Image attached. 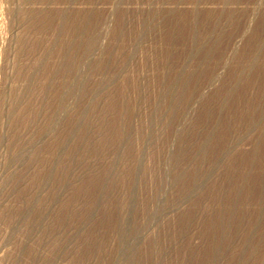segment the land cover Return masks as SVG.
Listing matches in <instances>:
<instances>
[{
    "label": "bare ground",
    "instance_id": "obj_1",
    "mask_svg": "<svg viewBox=\"0 0 264 264\" xmlns=\"http://www.w3.org/2000/svg\"><path fill=\"white\" fill-rule=\"evenodd\" d=\"M223 1L226 3L227 1L230 2L231 0ZM199 6H195L193 9L190 10H186L187 8H175L174 10L172 9L171 11L165 12L159 11L158 7L155 8L152 6L154 9H150L151 7H149L150 10H148L147 8L148 11L146 10V12H143L144 14L139 12L141 13V19L139 24L140 26H138L140 27L139 33L134 31L135 34L137 33V35H135L134 33L131 34L129 33L130 30H126L127 28L123 29V31L121 30V32H123L122 36H124V39L122 40V36L121 39H119V41H122V47H120L119 49V46H117L120 51L117 48L116 49L118 51H111V54L107 51L110 54L109 57L106 58L107 63L105 62L104 66L99 65L100 72H98V70L96 69L97 74H100L102 72L103 75L101 74L102 76L98 77L100 79L99 82L96 81L97 79L95 78V81L97 82L96 84L94 82L95 85L91 83V85H93V88L91 89L93 90L92 93L94 96L93 97L90 94L93 97L91 99L95 101V97L99 96L100 94L105 95V98H103L101 95V97L99 96L100 99H104V102L101 101L103 99L100 100V102H102L101 109L100 107H97L100 104L99 101H95L97 105L95 109H100L98 114L96 115L98 109L96 111L94 109L91 110L92 112L95 111L94 114L97 118H94V120H96V128L92 126L96 130L94 129V131L92 128H90L89 130L87 128L85 123H87L88 120L90 121V119H88V117V120H86L85 114V118H82L81 114L85 112V108L82 106V108H84V110L82 111V109L79 107L82 112L79 113V117H77L75 121H73L72 118V121L68 122L69 126L67 125V129H65L66 126H64L65 130L62 129L63 132H61L62 130L57 131L53 135L55 139V142L53 139L54 144H51V146L44 145V141L41 140L44 144L39 146L38 148L36 147L35 151H32V148L35 147L34 144L36 145L37 142H41H36L38 138L40 139V136H38L37 134H40L42 132L41 130H43L45 126L47 127L48 122H50L51 120L50 118L55 115L52 114L51 116L49 109L50 106L52 108H54V106L57 108V106H61L62 104V99L59 98V96H61L62 94L60 95L61 92L59 91L60 88L58 87V83L62 78L61 75L63 74L62 70V74L60 75L59 68L63 63L59 66V61H66H63V59L65 58L61 59L62 57H65L62 56V50L67 48L70 49L69 52H71V49L74 48L72 41H77L76 38L81 37L79 38L80 40H78L81 42V40H83L82 37L84 34L82 36H80V34H82L81 32L83 30L85 31V29L87 28L82 29L84 28L85 23L83 24L82 21L80 22L78 19H75L76 21H79H77L78 23L74 21L76 24L72 22H66V24H64L62 22L60 23V20L55 22L52 20L55 18V14H53L55 16L52 15L54 18L47 20L48 18H51V14L49 11H46L44 9L39 11L33 9L31 11H18L19 13L17 14L15 12L16 17H23V19H30V21L27 20L26 22L24 21L23 24L21 23L23 26L21 31L23 30V32L21 33L20 38L19 36H16L19 38H16L18 39L16 40L17 45H14V47L16 46V52H14V54L16 55L14 59L15 62L13 63H15L14 67L16 71L11 77L9 76L10 78H12V80H10L11 82L9 84L7 83L8 85L6 87V93L4 94L5 96L4 103L2 106V112L0 114V165H4L3 169L0 170V220L6 223L7 226H12V232L10 233H12L11 236L13 240L15 237L19 236L18 234H20V232H24L22 229H26V231H29L31 236L32 233L38 232L39 230L46 228L47 226H49L47 225V220L49 218L51 219V222L50 228L47 227L48 229H52L54 226L56 227L57 224L59 225L60 223H66V218H70L71 220H76L77 218L75 222L78 221L81 223L84 222V224H89L91 223L90 220H93V211H95L97 206L100 207L101 205H98L97 198H108V191L106 190L105 186L107 182L113 178L111 177L110 179V176L118 170H116V168H118L119 166H115L116 168H110V162L113 163V159L111 158V156L110 159L112 160H110L107 164L109 167V171L105 172V170L104 172L106 174L102 178L98 176L100 179L97 180L93 176L88 178H84V176H78L79 187L75 189L69 196V198L64 202L65 205L62 202L64 197H59L61 191H63V189L65 188L67 180H69L68 177L71 174L75 173V165H65L63 171L61 170L63 180L59 181V183L57 182V176L55 175H58L57 173L59 172L60 168L62 169L61 164L63 162L61 161L66 160V158L70 155V152L72 151L71 149H75L76 146L78 147L79 142L84 139V141L86 140L88 143L90 139H92V143H95V145L92 147V150L94 151L91 150L90 153L88 152L90 154H88V156L96 155L98 157L99 154H101L102 156H108V158L110 154H113V152H121L123 148H127L128 145L126 146V142L127 144H130L132 141H134L133 139H136V143L137 141L139 142V140H142L145 144H153V140H155V136L157 135H154V133H158L159 129L160 132H164V130H166L172 125V121L175 115H177V113H179L178 116L183 117L181 113H184L185 116L186 111H188V109L190 108L188 107V109H186L188 104L190 106V103L193 99L198 100L202 97L203 92L206 90L205 88L202 92V89L200 88L199 84L202 81H206L208 82V84H213L215 81L218 82V78H220L219 73H217L214 68L216 66L218 67L219 65H221L222 68V64H226L223 60L226 55H224V52L226 53V51L223 52L221 49V43L223 42V38L225 37L224 29L226 28V23L223 24L224 22L222 18H225L227 22L231 24L235 21V14H237V11L233 10V8L229 9L226 6H224V8L220 7L221 9L219 10H214L212 9V7L210 9V7L207 6L209 9H204L205 11H202L204 7L201 9ZM200 12H204L203 16L206 19L205 25L201 24V22L198 21V17H200ZM64 15L61 14L62 17ZM126 16L128 15L126 14ZM86 19H88L87 16ZM124 24L125 23L121 25ZM18 25L20 24H17V27ZM241 26L243 27L244 25ZM259 27L261 26L259 25ZM120 28L124 27L120 26ZM132 30L138 31L137 27L136 29L134 28ZM63 31H71L70 33L73 32L74 34H76V38L72 37L74 35L71 36L69 34L72 37L70 38L73 39L70 42L71 39L68 38L69 32H67L66 34V32L64 33ZM156 31H159V33L156 34ZM86 32L87 31H85V33ZM63 33L66 35L64 36ZM233 34L235 36V33ZM115 35L116 39H113V42L117 40L118 35ZM119 35H121V33ZM66 36L68 37L65 38ZM226 38L228 39V37ZM229 39L231 40V38ZM85 41L87 42L89 41V39L85 38ZM85 41L84 43H86ZM145 42L150 43V47H148L149 50L147 51L148 55L146 57H149V60L151 58L153 63L152 65H154V67L157 66V69H155L154 71L151 69L153 71L151 77L152 84H150V88L147 84L148 90L145 88L143 91L141 81H143L144 79H141L143 76H141L140 78V73H142L141 71L143 69L141 71L133 70L132 68L129 70L128 67H134V61H138L139 59L138 58L135 60V58L137 57L136 55L139 51H142L144 48L148 49L144 46ZM251 42V46L248 45V48L250 49L249 56H247L244 60L240 62L237 60H240L241 56L240 59L237 58L235 63H239L237 65L235 64V68L234 66H232L235 69H233V72L228 71L230 72V75L229 73H227L229 77L227 79L225 78L226 82H224V86L222 85L221 87H218L215 91L212 92L211 96H208L209 98L211 97V101L210 99H207L208 97L206 98V101L208 100L210 102L205 103V105H208L205 107V109L202 108L204 111L202 112L201 110L202 114L200 113L198 123L201 125V120H203L205 116L206 118H211V120L213 119L214 121H212L211 124H207L208 126L204 127L202 133L199 132L201 134V136H199L200 139L198 137H195L199 140L197 139L193 142L194 144L192 143L193 149L191 148L190 152L188 151L189 153L184 152L185 159L182 161V165H195V167L192 169L194 170L195 175L191 180L189 186L186 187L188 188V193H197L198 190H202V188H204V183H206L205 180L209 181L210 179H212V177L210 178V175H212V172H214V169H216L217 165H220L222 167L220 168L223 169L221 170V172L217 170V172L221 173L222 179L220 178V181L222 183L219 181L221 183H219V189L217 188L218 185L216 184L217 189L215 190L217 191H214L216 192V194H214L213 197L215 199H211L214 202L210 201V210H208L210 211V213L208 212L210 214V219H212V222L210 223H214L216 226H218L219 229L218 236L211 238V245L209 247L211 249L207 250L209 251V256L207 260L208 264H220L222 262V258H225L223 257L225 256L223 251H227L228 249L229 251L230 249L232 250V254H230L228 258L230 260V264H259L263 263L262 261L264 260V25L262 26L260 32L257 33L254 40ZM117 44H120V42ZM76 47L73 50H76ZM222 48L224 50V47ZM112 49L114 50V47L110 50ZM72 53L70 55H72ZM108 53L106 54L107 56ZM67 57L71 58V56L69 55ZM143 58L139 59V62L140 60H143ZM67 59L69 61V58ZM71 60L72 62H74L73 64H75V61L73 59ZM66 62H64V64H66ZM72 62L70 64H72ZM62 67H64L65 69V65H63ZM71 67L70 69L67 67V69L70 70V73H72L71 69L74 70V68ZM144 67H146V64L145 66H143V68ZM146 69L148 70L147 67ZM93 72H91V74ZM69 74H66V76ZM94 75L96 74L94 73ZM8 79L7 81L9 82ZM210 86L206 85V87ZM131 88L133 90V93L130 91ZM139 89L141 90V92L138 91ZM88 90H90V87ZM88 97L90 96L88 95ZM146 101H149V103L152 104V109L150 110V112L148 111L152 114H150L151 116H148L149 118L147 117L145 119L142 117L143 112H140L141 114L138 112L141 110H138V106L142 102L144 103ZM87 103H90L91 105L93 104L91 103V100ZM193 105H195L194 102ZM62 106H64V108L66 109V106L64 104H62ZM90 109L92 108L90 107ZM91 114L93 113H90L89 115ZM90 117L92 118L93 116ZM153 119L155 120L154 123L152 122ZM232 119L233 121H231ZM83 120H85V122ZM53 123L55 122L53 121ZM186 123L188 122H185V124ZM151 126L154 128H152ZM91 129L92 131H94L91 132L92 135H90ZM78 130L80 131V137L75 136V134H77L76 131ZM46 132L47 131H45L44 134ZM34 136H38V138L35 137L37 139L33 141ZM132 136L136 138L132 139ZM75 137L77 138L76 140ZM142 141L141 144H143ZM92 143L89 144L92 145ZM84 144H86V142ZM82 145L83 144H81L80 147ZM140 148L141 147L137 148L138 151L133 150L134 152L137 151L136 154L133 152V155H137L136 158L135 156H132L129 152V154L127 155H130L131 158L134 159V161H138L143 151H141ZM132 149H134L133 145ZM127 151L128 150H126L125 152ZM47 154L48 156L51 155V157L52 155H54L53 161H50L51 163L48 162L49 164H47L48 158L45 159V156L47 157ZM72 158L73 157H70V159ZM90 158L91 157H89V159ZM102 159H105V157H103ZM102 159L100 160L102 161ZM140 159L143 160L144 157ZM73 161L75 162V159H73ZM119 161L117 160L118 164ZM74 162L71 163L73 164ZM115 162L116 161H114V163ZM135 163L136 162H134V164ZM138 163L140 164V162ZM139 164L138 168L140 167ZM47 165H50L49 168ZM104 166L106 165H103L102 167ZM16 167L19 168V171H17L18 173L13 174L12 169ZM102 167L101 170L104 168L106 169V167ZM187 167L189 166H186V168ZM134 169H137V166ZM132 172L131 174H133ZM220 173L216 174L220 175ZM216 174L214 176H216ZM134 175L135 172L132 176ZM115 177L113 178V180L116 179ZM191 177L192 176H190V178ZM129 179L127 180L129 181ZM135 179L137 180L138 178ZM215 181L218 182V180ZM189 182L190 181L188 179L187 183ZM202 182L204 183L202 184ZM132 183L133 182H130V187L127 185L129 189L128 192H126L125 194L129 193L131 195L135 193V189L132 186ZM187 183L185 184L187 185ZM85 195H88V198L84 199V201L82 199L83 196L85 197ZM186 195L185 197H187ZM209 195L212 197L211 193ZM129 197L128 195H125V197L120 200V204L123 206V208L129 207V205L133 203L132 199ZM59 199L62 200L60 201ZM59 201L60 203L62 202L61 204L65 206V209H62L63 211L57 210L58 212H53V210L51 209L52 205L49 208V203L57 204L59 203ZM192 204H194L193 208L192 210H189V212L195 211V207H197L199 204L201 205L200 201L197 200L194 203L192 202ZM76 206L80 207V209L75 208ZM103 213L108 214L109 212H107L106 209ZM108 216L112 218V221L110 220L112 223L111 226H113L114 228L117 227L116 231L118 230L120 232L119 233L117 231L118 234H120L118 239L120 241V245L125 246L123 244H125L126 241L124 240L123 236L124 232L127 231L129 224H127V221L124 218L116 219L110 214ZM94 221L95 220H93V222ZM102 222V220L98 223L94 222L95 224L92 223L93 225H91L92 227L90 228L87 226L89 230L91 229V233L90 231L89 233H87L89 239V236H93L96 233V227L99 226V224H101ZM108 225H110L109 221ZM80 226L76 225V227H74L75 230H67L68 232H66V234L64 233L65 235L63 234V237L61 238H53V243L51 242L52 247L54 249H52L53 252H59L63 248L64 243L67 240L75 239L76 237H78V234L81 233V230L85 229L83 226V228L81 229ZM93 232L95 233L92 234ZM33 235H35V233ZM11 241L12 240H10V242ZM26 241H21L20 239L19 242L17 241V243H14L16 244V247L14 248L16 253L14 254L15 258H13L12 256V260L20 259L19 254L22 253V250H24L26 243L29 242ZM40 241L41 240H39V243ZM1 243L3 244V242H0V246H2ZM11 243H9V245ZM85 245L86 248L84 252L86 253V255H91L92 251L95 252L94 250H96V248H93L96 246L99 249L98 252L101 250L103 251V248L107 247L105 244H98V242L95 243L92 241L90 242V245L89 243ZM4 247L5 246L3 245V248ZM117 248L121 249V246ZM116 250L118 251V249ZM4 252H6V250ZM132 252L133 250L129 253H125V257L123 256V253L117 252L118 256L114 258L116 264H128L130 261L133 260L134 256L132 257ZM5 255L6 254H4V256ZM34 257H36V255ZM14 262L12 263L16 264ZM20 262H18V264H20Z\"/></svg>",
    "mask_w": 264,
    "mask_h": 264
},
{
    "label": "rangeland",
    "instance_id": "obj_2",
    "mask_svg": "<svg viewBox=\"0 0 264 264\" xmlns=\"http://www.w3.org/2000/svg\"><path fill=\"white\" fill-rule=\"evenodd\" d=\"M197 1L196 0H0V114L2 112V106L4 103V96H5L4 94L6 93V87L11 82L10 80H12V78H10V77L16 71V69L14 67L15 63H13V62H15L14 59H15V55H16V54H14V52H16L15 51L16 46L14 47V45L15 44L17 45L16 40H18L20 38V35L23 32V30L21 31V29L23 28L22 24L24 23V21L25 22L27 20L30 21V19H25V18L23 19V17H20L21 18L20 19L19 17H16L17 13L22 12L24 10L25 11L26 10L31 11L33 9V10L39 11V10L44 9L46 11H49L51 14L50 15L51 18H48L47 20L54 18L53 16L56 15L55 18L52 19L55 22L60 20L59 21L60 23L62 22L64 24H66V22H68V23L72 22V23L76 24L79 21L80 22L82 21L83 24L85 23L84 28H82V29H85V28L88 29V30L85 29V31H87L88 33L87 32L85 33L84 30H83L84 32L83 31L81 32L82 34H80V36H82L84 34L82 37L83 40H81V42L78 41V40H80L79 38H81V37L76 38V34H74L73 32L70 33L71 31H65L66 34H67V32H69L68 35L69 34L71 36L74 35L72 37L77 39V41L71 39L72 37L70 35H69V37L68 36L65 37V38L68 37L69 39H71L70 42L73 40L72 41L73 47L74 48L76 46L77 47H76V50H73L74 48H72L71 52H69L70 49H67V48L62 50V53H63L62 56H65V57H62L61 59L65 58V59H63V61L64 60L68 61L67 58H69V61H68L69 63L64 61V62H66V64H64V62H60L61 60L59 61V66L63 63L59 67L60 68V75L62 74L61 72L63 70V74L61 75L62 78L60 77L61 80L58 83L59 84L58 87L60 88L59 91L61 92L60 95L62 94L61 96H59V98L62 99L61 103L66 106V109L64 108V106H62V104H61V106L59 105L60 107L57 106V108L55 106H54V108H52L50 106V108H49L50 114H51V116H52V114L53 115L55 114L54 115L55 117L52 116V118H50L51 120H50V122H48L47 127L45 126L43 128V130H41L42 131L40 133L41 135L37 134L38 136H40V139L38 138V136H34V139H33V141H34L38 138L39 140L37 139L36 142L37 141L40 142L41 140H43L45 144L43 143V141H41L40 143L34 142V143H36L37 146L34 144L35 147L32 148V151H35L36 147L38 148L39 146H41L43 144L49 145V146H51V144H54L53 143V139H54L53 135L57 131H61L62 129L63 130L67 129V127L69 126L68 122L72 121V118H73V121H75L77 119V117H79V113H82L81 109L83 111L85 108V112L86 113L88 112L87 114L85 112L83 114H81L82 118H85V116H86L85 119L86 120L90 119V121H91L90 122L88 120V122L85 123L87 128L89 130H90V128H92L93 130L96 128V126H95L96 120H94V118L97 119L96 115L98 114L99 110L102 108V105H101L102 102H100V100L105 98V95H102V94H100L103 97L101 99L99 98L100 95L95 97L96 99H94V100L99 101V103H100V104L98 103L99 106H97L96 102L93 101V99H91L94 97L93 93H92L93 90L91 88H93V85H95L97 83L96 81L99 82L100 79L98 77H101L103 75L102 72L100 74H97V70H98V72H100V69H99L100 66H104L105 62L107 63L106 58L109 57V55L111 54L110 53L111 51L112 52H114L115 50L118 51L120 49V47H122V44H121L122 41H119V39H121V36L123 33V32H121V30L123 31V29L127 28L126 30H128V31L130 30L129 33H131V34L132 33L135 34V32L139 33L140 27H138V26H140L139 25L140 19H141L140 14L143 12H146L147 8H148V10H150L153 7H155V8L158 7L159 11L165 12V11H171L172 9L174 10L175 8L176 9L177 8L178 9H186L187 8L186 10H190V9H193L195 6L198 7L200 5L199 7L201 9L204 7L202 11L208 10L209 9L208 7H210V9L212 7V9H214V10L215 9L219 10L221 8H224V6L228 7L229 9L233 8V10L237 11V14H235L236 15L235 21L231 24H229L225 18L224 19L222 18V20L224 22V23L223 22L222 23L227 24V25L225 24V27L227 29L226 28L224 29L225 30V33H224L225 37L223 38V42L221 43L222 51L223 52L226 51V53L224 52V55L225 54L226 55L223 59L224 63H226V64L225 65L222 64V68H221V65H219L220 67L216 66L214 68L215 71H217V73H219L220 78H218V82L215 81L213 84L209 83L211 85L210 86L208 84V82L202 81L199 84L200 88L202 89V92L204 91L205 88H206V90L203 92L202 97L200 99H198L199 101L193 99L192 102L190 103V106L188 104V106L186 108V109H188V107H190L191 109L189 108L188 111H186L185 116H184V113H181L183 117L178 116L179 113H177V115H175L176 118L174 117V119L172 121L173 123L169 128L164 130V132H160V129H159L158 133H154V135L157 134L155 136V140H153L154 142L157 140L155 143L153 142V144H148V143L145 144V143H143L142 140H139V142L137 141V143H136L135 142L136 139H133L136 137L132 136V139L134 141H132V140L131 141L134 143L131 142L130 144H127V142H126V146L128 145L127 148L126 147L123 148V150H121V152L120 151H117L116 153L113 152V154H110L109 158H108V156H105V155L102 156L101 154H99L98 157L96 155L95 156H93V155L88 156L90 151L93 149L92 147L95 145V143L94 144L92 143L93 142L92 139H90L91 142L89 141L88 143L86 140L84 141V139H83L81 142H79L78 147L76 146L77 149L76 148L71 149L72 151L70 152V155L66 158V160L61 161V162H63L61 164L62 169L60 168L59 172L57 173L58 175H55V176H57L56 180L58 183H59V181L63 180L61 170L63 171V168H65V165H73V166L75 165L74 166V168H75L74 172L75 173L71 174L73 176L70 175L68 177L69 180H67V182L65 181L66 182L65 188L63 189V191H61V194L59 196L60 198L64 197L63 200L61 199L63 204L69 198V196L72 194V192L79 187L78 176H80V177L84 176V178L85 177L88 178V177L93 176L95 179L99 180L100 178H102L106 174L105 172L109 171L108 170L109 167L107 164L109 163L110 160L113 159V163L110 162V164H109L110 168L111 167L114 168L115 166H118V165L120 166V167L118 166V168L115 167L116 170L117 169L118 170L110 176V179H111V177L114 178L115 176H117V177H115L116 179L113 180V178H112L111 180H109V178H108L110 183L107 180L108 182H107L105 187H106V190L108 191V198L107 199H103V197L97 198L98 199V205H100V204L101 205H100V207L97 206L95 211H93L92 218H93V220H95L94 221L95 223L101 222V220L103 222L101 224H99V226L96 227V229H97L95 231L96 233L95 232L92 233V234L95 233L94 234L95 236L91 235V236H89L90 237V239H89L88 234H87L91 230V229L89 230V228L92 227L91 226V225H93L92 223H94L92 219L90 220L91 223H89L90 224L89 225L88 223L84 224V222L83 223L78 222V221L75 222L77 220V218H76V220H71L70 218H69L70 219L69 220L68 218H66L65 221H67L66 222L67 224L66 223H63V224L60 223L59 225L57 224L56 227L54 226L52 229H48L47 227L50 228V222H51V219L49 218L47 220L48 224L46 223L49 226H47L46 228H43L44 230L42 229V230H39L38 232H34L35 235H33L34 233H32L30 236L29 231H26V229H22L24 232L23 233L20 232V234H18L19 236L15 237L13 240L12 236H11L12 233H10V232H12V226H10V225L7 226L6 223H4L3 221L0 220V238H1L0 242H3V244L1 243L2 246H0V248H1L0 249V264H11L14 261H15L14 263H16V264H18V262H20V261H21L20 264H23V263L24 264H37V263L38 264H47V263H49V264H67V263L71 264V262H72V264H116L114 258H116L118 256L117 252L123 253V256L125 257L126 256L125 253H129L132 250H133V252L131 254H132V257L133 256L134 257H133V260L130 261L128 264H130V263L131 264H208L207 260H208V256H209V251H207V250L211 249V248H209L211 245V242H210L211 238L218 236V231H219L218 226H216L214 223H210V222H212V219H210V214H209L210 211H208V210H210L209 204L211 202H214L213 200L215 198H213V197H214V194H216V192H214V191H217L215 189L220 188L219 183L221 182L220 180L222 179L220 172L223 169H221L222 167L220 165H217L216 169H214V172H212V175H210V178L212 177V179L209 180V178H208L209 181L205 180L206 183H204L205 181L202 182V184L204 183L205 189L202 188L203 191L200 189L197 191V193L196 192H193V193L189 192L190 193L189 194L188 188H186V187L189 186V184L191 183V180L193 179V177L195 175L194 170H192L195 167V165L194 166L182 165V161L185 159L184 154L189 153L191 148L193 149V144H194L193 142L195 140H197L198 138L200 139L199 136H201L200 133L203 132L204 127L208 126L207 124H211L212 121H214L213 119L211 120V118H208V117L206 118V116H205L203 118V120H201L202 121L201 125L198 123L199 118H200V113L202 114V112L204 111L203 109H205V107L208 106L207 104L205 105V103L206 102L209 103L211 101V97L209 98L208 96H211L212 92L215 91L218 87H221L222 85L224 86V82H226L225 80L229 77L230 72H233L235 70L234 68L236 67V65L240 61L244 60L247 56H249L250 49L248 48V45L251 46V43H252L251 41L254 40L257 33L260 32L262 26L264 25V0H251V1L250 0H231V1L229 0L231 3L228 1L225 3L223 0H221V2H220V0H215V1L214 0H205V1L204 0H197ZM211 1H212V3H211ZM217 1H219V2H217ZM149 7H151V8L149 9ZM161 9H164V10H161ZM143 10H145V11H143ZM15 12H16V14H15ZM139 12H141V13H139ZM60 13L62 15H64V14L65 15L62 17ZM53 14H55V15H53ZM80 14H82V15H80ZM126 14L128 16H126ZM83 15H86L88 19H86V16H83ZM91 15L92 16L94 15V16L92 17ZM203 15H204V12H202V13L200 12V17H198V18L200 19V18L204 17ZM65 16H67V17H65ZM67 18H68V20H67ZM122 18H124V19H122ZM75 19H78L79 21L77 20L78 21L77 22ZM121 19H122V22H121ZM199 19H198V21H200L201 24L205 25V22H206L205 17L200 19V20ZM203 19H204V21H203ZM87 20H89V21H87ZM123 20H124V22H123ZM224 20H226V21H224ZM74 21H76V23ZM200 22H199V24H200ZM89 23H91V24H89ZM123 23H125V24L121 25ZM17 24H20V25H18V27H17ZM119 24H120V26H122L124 28H120ZM233 25L235 28L233 27ZM241 25H244V26L242 27ZM249 25H250V28H249ZM259 25L261 27H259ZM133 26H135V27H133ZM136 27H137L138 31L132 30L134 28L136 29ZM118 30H119V32H118ZM117 32L119 34L121 33V35H119ZM226 32H227V34H226ZM137 33L135 35H137ZM155 33L157 34V33H159V31H156ZM233 33H235V36ZM66 34H64V36ZM115 34H117L118 36H117V40L115 42H113V39L114 40L116 39ZM16 36H19V38ZM119 36H120V38H119ZM226 37H228V39ZM16 38H18V39H16ZM85 38L86 39L88 38L89 41L86 42ZM91 38H92V40H91ZM225 38H226V40H225ZM229 38H231L232 41ZM123 39H124V36H122V40ZM111 40H112V42H111ZM84 41L86 43H84ZM229 41H230V43L231 42L232 43L230 44ZM74 42H75V44H74ZM76 42H78V43H76ZM119 42H120V44H117ZM226 42H228L229 44ZM89 44H91V45H89ZM113 44H114V46H113ZM144 44H145L144 45L145 47H147V48L150 47V43L145 42ZM225 44H227V45H225ZM224 45L227 47H225ZM109 46L111 48L114 47V50L113 49L110 50L111 48ZM117 46H119V49L117 48ZM222 47H224V50ZM78 49H79V51H78ZM145 49L146 48H144L142 51H139L137 53V55H136L137 57L135 58V60L138 58L142 59L143 57H144L143 60H145L147 58L146 56L148 55L147 51L149 50V48L146 50ZM72 50H73V53H72ZM247 51H249V52H247ZM106 52L108 53V56L106 55L107 54ZM71 53H72V55H70ZM143 54L144 55L146 54V55L144 56ZM68 55L71 56V58L67 57ZM242 55H243V57H242ZM240 56H241V59H240ZM237 58L240 60H237ZM71 59H73L75 61V64H73L74 62H72ZM139 59H138V61L137 60L134 61V67L130 66V67H128V69L130 70L132 68L133 70H140V71L143 69L141 71L142 73H140V78H141V76H143L141 79L142 80L144 79L143 81H145V82L141 81V85L143 88L142 90L144 91L145 88L147 90H148V87L150 88V86H151L150 84H152V78L151 77H152L153 71L155 69H157V66L154 67V65H152L153 64L152 60H151V58L149 60V57L145 61L140 60V62H139ZM225 59H227V60H225ZM236 60L239 62L235 63ZM71 62H72V64H70ZM144 63L146 64V67L148 68V70L146 69V67L143 68V66H145ZM63 65H65V69H64V67H62ZM135 65H136V67H135ZM66 66L69 69L71 66L74 68V70L71 69L72 73H70V70H68ZM232 66H234V68ZM61 67H62V69H61ZM152 67H154V68H152ZM224 67H226V68H224ZM138 68H140V69H138ZM218 70H219V72H218ZM228 71H230V72H228ZM64 72H65V74H64ZM91 72H93V73L91 74ZM220 72H222V73H220ZM94 73L97 76L94 75ZM227 73H229V75H227ZM66 74H69V75L66 76ZM63 75H64V78H63ZM8 77H9V79H8ZM7 79L9 80V82L7 81ZM92 79H93V82H92ZM94 82H95V84H94ZM91 83H93V85H91ZM206 85L210 86L212 88L206 87ZM143 86H145V87H143ZM89 87H90V90H88ZM130 91L133 93L132 88L130 89ZM138 91L141 92L140 89ZM88 95L90 97H88ZM206 98L210 99V101H208V100L206 101ZM90 100H91V103L95 102V103H93L94 106H93V104L91 105L90 103L89 104L87 103L88 101L90 102ZM101 101L104 102V99ZM193 102L195 105H193ZM85 105H86V107H85ZM82 106L84 108H82ZM96 106L100 107V109L99 108L95 109ZM90 107L92 109H90ZM138 108H137L138 110L141 109L140 111L137 110L139 113L140 112L144 113V115L142 113L143 118L146 119L148 116H151L150 114H152V113H149V112L152 109V104L149 103V101H146L144 103L142 102L138 106ZM93 109L95 111L98 109L96 112V115L94 114L95 111H93V112L91 111ZM191 110H193V111H191ZM201 110H202V112H201ZM90 113H93V114L89 115ZM75 114H76V116H75ZM84 114H85V116H84ZM94 115H95V117H94ZM72 116H74L75 118ZM90 116H93V117L91 118ZM184 118H186V119H184ZM92 119H93L94 124L92 122ZM153 120H152V122L154 123L155 120L154 121ZM53 121L55 123H53ZM83 121L85 122V120H83ZM231 121H233V119ZM185 122H188V123L185 124ZM89 123H90V125H89ZM49 124L51 127L49 126ZM53 125H56V126H53ZM154 125H152V126H154ZM64 126H66L65 129H64ZM92 126H94L95 128H93ZM152 128H154V127H152ZM201 128H202V131H201ZM92 129H91L90 133L94 132L96 130L95 129L94 131H92ZM44 130L48 132V133L47 132L45 133L46 135L44 134V132H45ZM63 130L61 132H63ZM42 133H43V135H42ZM76 133L77 134H75V136L80 137L79 136L80 131L78 130V131H76ZM90 135H92V133ZM35 137H37V138H35ZM195 137H198V138H195ZM76 139L77 138L75 137V140ZM141 141L143 144H141ZM54 142H55V139H54ZM82 142H84V143L86 142V144H84ZM89 143L90 144L92 143V145H90ZM81 144H83V145L80 147ZM132 145H133L134 149H132ZM138 147H141L140 149H141V151L142 150L143 151H142L141 157H139V160L137 158L138 161H134V159L131 158V156L127 155V154L130 153L132 156H135V158H136L137 155H133V152H134L133 150H137ZM125 149L128 151L125 152L126 151ZM129 150L130 151L132 150V151L130 152ZM92 151H94V150H92ZM137 151L134 153L136 154ZM85 155H87V156H85ZM53 156L54 155H52V157H51V155L48 156V154H47V157L45 156V159L48 158L47 164H49L53 161V159H54ZM110 156L112 159H110ZM70 157H73V158L70 159ZM89 157H91V158L89 159ZM99 157H101V158H99ZM103 157H105V159H102ZM142 157H144L143 160L140 159ZM106 158H108V159H106ZM68 159L70 162L68 161ZM73 159H75V162L73 161ZM100 159H102V161ZM116 159L118 161L120 160L119 164H118ZM124 159L125 160L128 159L132 162H130L128 160L125 161ZM104 160H105V162H104ZM146 160H147V162H146ZM114 161H116V162L114 163ZM65 162L69 163V164H66ZM71 162H74V163L72 164ZM93 162H95V163H93ZM134 162H136V163L134 164ZM138 162H140L141 165ZM120 163H122V164H120ZM101 164H102V166L106 165V166H104V167H106V169L104 167H102ZM111 164L112 165L115 164V165L112 166ZM132 164L134 167L132 166ZM138 164L140 166L139 168H138ZM135 165L137 166V169H134V168H136ZM180 165H181V167H180ZM228 165H230V164H228ZM3 166L4 165H2V166L0 165V167H1L0 170L3 169ZM49 166H48V168H49ZM100 166L104 169L101 170ZM186 166H189V167L186 168ZM218 166H219V168H218ZM16 168L12 169L13 174L18 173L17 171H19V168H17L18 170ZM76 169H77V171H76ZM93 169H94V171H93ZM132 169H133V172H132ZM215 170H216V172H215ZM217 170L220 172H217ZM131 172L133 174L135 172V175L132 176L133 174H131ZM214 173L215 174L220 173V175L216 174V176H217L216 177V176H214L215 175ZM190 176H192V177L190 178ZM131 178H132V181H131ZM135 178H138L137 179L138 181ZM187 178L190 181L189 183H187L188 182ZM70 179H71V181H70ZM127 179H129V181ZM215 180H218V182ZM115 181H117V182H115ZM130 182H133L132 186L134 187V189H135L134 192L136 194L135 193L131 194V195L129 193L125 194L126 192H128V189L131 186ZM185 183H187V185ZM216 186H217V188H216ZM183 187H184V189H183ZM201 187H203V186H201ZM112 190H114V191H112ZM207 191H208V193H207ZM210 193H211L212 197L209 195ZM186 194H188V195H186ZM125 195H128V197L130 196L129 198L132 199L133 203H131L132 205L130 204L129 207L123 208V206L120 204V200H122L123 197H125ZM185 195L187 197H185ZM87 198H88V195H85V197L83 196L82 200L87 199ZM212 198H213V200H211ZM196 200L200 201L201 205L199 204L197 207H195V209H194L195 211L189 212V210H192L193 205H194V204H192V202L194 203ZM201 200H202V202H201ZM60 201L57 204L53 203L54 205L49 203L50 204L49 208L52 205L51 209L53 210V212L54 211L56 212L57 210L63 211L65 209V206H64L65 204L64 205L61 204L62 202L60 203ZM207 204H208V207H207ZM61 205H63V206H61ZM75 208L80 209V207H78V206H76ZM106 209H107V212H109L108 214L103 213L104 210H106ZM109 214L112 215V217H114L116 219L124 218L127 221V224H129L128 225L129 227H128L127 231L124 232V236H123L124 240L126 241V243L123 244L125 246L120 245V241L118 240L119 235H120V234H118L119 231L118 230H117L118 232L116 231L117 227L114 228L113 226H111L112 225V223H111L112 218L110 216H108ZM192 214H194V215H192ZM108 221H109L110 225H108ZM17 223H18V221H17ZM212 224H214V225H212ZM76 225H79V226L81 225L80 228L82 229L84 227L85 229L81 230V233L78 234L79 236L76 237L75 239L67 240L64 243L63 248L59 252H53V250H54L52 247V243L54 240L53 238L63 237V234L64 233L66 234V232H68L67 230H70V229L75 230L74 227H76ZM25 231H26V233H25ZM116 232H117V234H116ZM37 233H39V234H37ZM90 233H91V231H90ZM23 234H25L26 236ZM102 235H103V237H102ZM35 236H38V237H35ZM18 237H20V238H18ZM20 239H21V241L27 240L26 242H28V241L29 242L26 243L24 250H22V253L19 254L20 259L19 260H14V259L12 260V256H13V258H15L14 254L16 253L15 249H14L16 247V244H14V243H17V241L19 242ZM10 240H12L11 241L12 243L10 242ZM39 240H41L42 242L40 241V243H39ZM35 241H38V242H35ZM91 241L95 242V243L98 242V244L99 243L105 244L107 247L106 248L104 247L103 251L101 250L102 251V253H101V251L98 252L99 249L96 246L93 248V249L96 248V250H94L95 252L92 251L91 255L90 254L86 255V253L84 252V250L86 248L85 244L89 243V245H90ZM9 243H11V244L9 245ZM3 245L5 246L4 248H3ZM119 246H121L122 250L120 248H117ZM4 249L6 250V252H4L5 251ZM63 249H64V251H63ZM116 249H118V251ZM34 250H35V252H34ZM205 252H207V253H205ZM142 253H144V254H142ZM223 253L225 255L223 257H225V258H222V262L220 264H226V263L230 264V260L228 258L230 256V254H232V250L231 249H230V251H229V249L227 251L224 250ZM4 254H6V255L4 256ZM21 254H23V255H21ZM35 255H36V257H34ZM21 257H22V259H21ZM17 258H19V257H17ZM28 258H30V259H28ZM44 258L46 261L44 260ZM71 258L73 259V261ZM24 259H26V260H24ZM31 261H33V262H31ZM262 262L264 263V260ZM263 263H259V264H263Z\"/></svg>",
    "mask_w": 264,
    "mask_h": 264
}]
</instances>
